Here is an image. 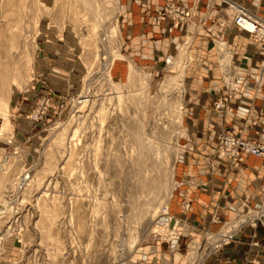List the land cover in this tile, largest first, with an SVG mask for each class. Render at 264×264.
Returning a JSON list of instances; mask_svg holds the SVG:
<instances>
[{"label":"rangeland","instance_id":"1","mask_svg":"<svg viewBox=\"0 0 264 264\" xmlns=\"http://www.w3.org/2000/svg\"><path fill=\"white\" fill-rule=\"evenodd\" d=\"M144 1L0 0V264H159L154 251L162 242L172 258L179 251L182 264H203L222 251L224 245L214 249L207 242L228 223V240L239 227L264 224L263 199L262 210L219 221L217 231L205 230L197 247L187 248L182 220L171 209L178 196L182 211L191 209L185 186L194 183L183 179L182 166L207 162L215 170L218 161L244 163L219 157V137L243 133L257 141L246 134L255 122L203 138L216 127L204 121L207 111L235 106L189 105V57L183 71H173L189 29H195L193 41L202 29L195 21L198 0L191 6L165 0L152 16L154 26L168 23L185 33L160 69L142 63L131 46L136 37H127L139 34L132 18L141 15ZM216 2L234 5H207ZM170 3L190 17L168 16ZM241 6L259 22L261 31L251 36L264 42L263 18ZM258 74L251 78L261 92ZM205 140L214 147L211 155L199 154ZM223 210L214 209L218 216ZM241 216L246 223L238 224ZM176 222L179 244L172 248Z\"/></svg>","mask_w":264,"mask_h":264},{"label":"crops","instance_id":"2","mask_svg":"<svg viewBox=\"0 0 264 264\" xmlns=\"http://www.w3.org/2000/svg\"><path fill=\"white\" fill-rule=\"evenodd\" d=\"M232 1L234 2L232 8H223L219 2L211 3L212 6L209 7L207 0H198L196 8L199 17L195 21L200 23L202 29L193 41L191 34L195 29L192 26L189 29V36L183 43L184 31L173 30L168 23L154 26L151 22L154 13L163 8L165 0H146L142 3L141 15L132 18V23L135 20L140 23L139 34L131 31L127 37H136L131 45L132 48L139 50L138 56L142 63L155 65L156 69H160L183 43L176 55L178 58H175L176 61L173 64V69L181 64L180 70L175 68L173 71L178 73L183 71L189 57L185 72L187 82L190 84L188 87L190 95L187 101L193 106L211 107L214 101L225 95L227 87L223 69L220 68V62L225 61L224 63L230 66L231 73L237 79L240 93L232 100L235 106L233 111L225 113L214 112L210 109L207 111L208 114L205 115L206 120L204 121H215L216 127L205 131L203 138L215 139L216 135L226 127L237 132L242 126L247 127L255 122L253 129L246 128V134L251 139L264 142V83L262 91L258 92V86L251 78L252 74L264 70V42L255 41L251 34L238 29L235 25L238 9H245L241 6L242 4L264 20V0ZM180 2L185 6L194 4V0H181ZM221 40L225 43H219L222 42ZM225 47L226 50L221 55L219 49ZM221 57H224L223 60ZM253 108L256 110L255 113L251 112ZM255 128L259 134L255 133ZM213 153L214 147H211V144L208 145V142L201 146L199 151V154L205 156ZM215 166L214 170L207 162L197 166L187 162V165L182 166L180 170V174L185 175L183 179L194 183L185 186V196L191 202L189 211H182L180 196L175 197L171 203L172 212L182 220L179 231L182 237L186 238L187 248L197 247L205 230L217 231L220 227L219 221H222L221 223L233 221L242 200L246 197L253 207H260L264 199L262 191L264 160L247 156L242 164L233 166L229 160H223L218 161ZM216 205L225 208L222 216H218V213L214 211ZM240 215L241 212L237 218ZM245 219L241 216L238 224L246 223ZM227 225L218 234H211L207 242V247L214 249L224 244L222 251L203 264H264V224L261 223L257 227H239L240 230L235 229L236 233L234 232L231 243H228L227 238L233 227L227 229ZM166 246L162 242L155 247L154 252L157 254L159 264H182L179 251H173L174 258H172L169 252L163 250Z\"/></svg>","mask_w":264,"mask_h":264},{"label":"built area","instance_id":"3","mask_svg":"<svg viewBox=\"0 0 264 264\" xmlns=\"http://www.w3.org/2000/svg\"><path fill=\"white\" fill-rule=\"evenodd\" d=\"M167 12L169 14L168 16H171V15L175 16L177 20L181 19L182 21H186L188 17H190L189 11L184 10L182 7H177L173 3L169 4V9L167 10ZM160 15H162V13H160ZM155 20H158V23H160V20H162V17H157V19ZM247 21L255 25V28L252 31V34H255L261 31L259 30V22L253 17L247 16L246 14H243L242 12L239 13V15L236 17L235 23L239 29H242V28H245L243 24ZM222 69H223L222 72L225 73L224 78L226 82L227 92L225 93V95H223L221 99L216 100V101L218 105L225 106L227 105L228 102H231L237 96V94L239 93V87L237 86V79L235 75L231 74L230 72V66L227 64L225 65V67L223 66ZM263 78H264V70L260 72V74H258L257 81H259L258 82L259 85L262 83ZM219 138L221 141V147H219V152H218L220 158H228L236 163L244 162L247 156H255V157H258L264 160V142L249 140L248 138H245L243 136V133L239 135L236 133L224 132L222 133V135H220ZM245 201L248 203V198H246ZM247 203L244 204L245 207H243L239 211V213L241 212L245 214V211L247 210L246 214H250V211H260L263 209V208L261 209L260 207H255L251 209L250 204H247ZM239 213H237V216L239 215ZM237 216L235 218H237ZM251 222L252 221L248 222L247 224L254 225ZM178 224L179 223L175 224L173 228V236H174L173 239L174 240L172 243V248L177 247V245L179 244V235H178V229H177ZM232 239L230 238L228 243H231ZM150 264H153V263H150Z\"/></svg>","mask_w":264,"mask_h":264},{"label":"bare ground","instance_id":"4","mask_svg":"<svg viewBox=\"0 0 264 264\" xmlns=\"http://www.w3.org/2000/svg\"><path fill=\"white\" fill-rule=\"evenodd\" d=\"M238 15H239V13H243V14H246L247 16H250V17H253L250 13H248L245 9H242V8H239L238 9ZM236 21V20H235ZM235 25H236V23H235ZM237 26V25H236ZM243 26L245 27V28H242V29H240V30H242V31H246V32H248L249 34H252V31L254 30V28H255V25L253 24V23H249V21H247V22H245L244 24H243ZM238 27V26H237ZM239 29V28H238ZM186 52V51H185ZM181 60V59H180ZM183 61V60H182ZM175 67V66H174ZM180 67H181V64H178L175 68L176 69H179L180 70ZM174 68V69H175ZM6 95V94H5Z\"/></svg>","mask_w":264,"mask_h":264}]
</instances>
